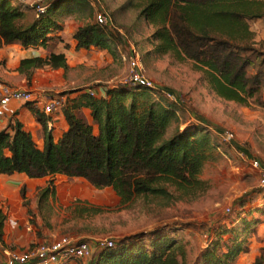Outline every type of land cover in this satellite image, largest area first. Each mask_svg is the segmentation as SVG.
<instances>
[{
	"label": "trees",
	"instance_id": "16d2710c",
	"mask_svg": "<svg viewBox=\"0 0 264 264\" xmlns=\"http://www.w3.org/2000/svg\"><path fill=\"white\" fill-rule=\"evenodd\" d=\"M33 7L0 0V47L19 43L24 48H49L62 41L60 19L73 16L86 20L72 33L76 49L94 47L113 58L119 55L124 35L114 24L93 20L94 8L87 0H49L29 25H20L25 9ZM122 8L134 10L136 19L153 28L150 39L156 43V53L193 61L218 97L245 106L256 99L264 77L260 69L248 73L255 64L249 21L264 17V0H126ZM45 67L69 69L64 53L50 52L21 59L17 70L30 85L34 71ZM73 93L62 108L67 128L56 139L48 126L52 116L25 102L41 126L42 145L20 121L10 118L0 130V175L48 177L36 192L37 201L44 204L55 194V175L81 178L98 190L110 188L121 204L143 199L169 205L195 200L208 190L201 173L217 145L205 126L193 121L169 134L178 112L175 103L160 94L154 99V92L146 87L126 84L104 86L100 96L82 89ZM84 109L90 111L91 122ZM238 203L241 209L247 205L244 198ZM237 218L240 223L210 227L206 245L193 264H236L249 250V237L256 234L259 223L248 215ZM6 219L0 208V242ZM44 226L50 228V222L46 220ZM178 229L170 223L122 237L94 252L88 264H187ZM263 259L256 258L253 264Z\"/></svg>",
	"mask_w": 264,
	"mask_h": 264
},
{
	"label": "rangeland",
	"instance_id": "374dc122",
	"mask_svg": "<svg viewBox=\"0 0 264 264\" xmlns=\"http://www.w3.org/2000/svg\"><path fill=\"white\" fill-rule=\"evenodd\" d=\"M48 1L15 0L21 6H34L25 9L19 24L29 25L32 14L37 13V8L43 7ZM99 1L100 8L112 15L114 26L125 37L118 45L119 55L113 58L105 50L94 47L76 49L66 57L69 69L59 71L64 81L61 90L38 93H61L69 97L74 90L82 89L99 96L104 86L124 84L128 67L121 55L127 54V42H131L142 56L145 75L158 88L174 93L178 99L177 117L171 124L169 134L183 123L193 121L205 126L214 138L217 147L213 151V159L205 164L201 173V178L209 183V188L192 201L178 200L161 205L156 200L137 199L130 204H121L110 188L98 190L81 178L55 175V194L49 196L44 204L37 201L34 191L45 186V179L28 184L21 175H0V208L6 214V222H10V226L21 222L24 230L15 233L11 229L4 230L0 247L16 250L12 246L17 245L20 248L17 251H25L61 236L85 240L94 245L98 239L107 238L114 242L125 236L149 232L158 225L169 226L174 223L179 228L176 235L185 245L186 262L193 264L206 245L211 226L217 223L229 226L231 221L240 223L237 217L248 215L259 223L256 234L249 237V250L238 257L236 264H253L256 258H264V252H261L264 247V188L260 186L257 174L249 164L237 155L238 151H243L248 158L264 162V83L256 99L249 100L246 106L222 99L210 89L204 73L196 69L193 61L155 52L156 43L150 39L153 28L136 19L134 10L122 8L126 0ZM67 17L60 20L64 21ZM79 20L82 24L86 22L85 19ZM249 27L253 32V52L250 56L255 64L248 69V73L260 69L264 77V17L250 20ZM56 45L55 42L51 46ZM152 97L158 99L160 95L152 94ZM31 104L35 107L33 102ZM9 121L10 118L7 124ZM225 132H232L231 143L218 136ZM40 136L41 133L36 134L35 140L38 141ZM23 188L25 199L21 196ZM242 198L247 205L241 209L238 202ZM45 219L50 221V228L44 226ZM0 256L1 259L4 257L3 254ZM90 259L70 260L62 264H88ZM263 262L264 259L260 264Z\"/></svg>",
	"mask_w": 264,
	"mask_h": 264
},
{
	"label": "built area",
	"instance_id": "2783aa9c",
	"mask_svg": "<svg viewBox=\"0 0 264 264\" xmlns=\"http://www.w3.org/2000/svg\"><path fill=\"white\" fill-rule=\"evenodd\" d=\"M94 8V20L101 25L113 26L111 17L104 9L100 8L98 0H87ZM44 11V7H38L37 13ZM36 13V14H37ZM128 44V52L121 55L122 60L127 63L128 77L124 84L133 86H142L150 89L155 94H160L170 102L178 104L176 95L170 91L158 88L143 71L142 56L136 47ZM93 94V92L91 91ZM66 97L62 94H33L25 88L12 87L9 84L0 81V119L5 116V106L10 102H33L35 107H40L41 111L51 116L54 111L59 110L64 105ZM48 122V126H49ZM50 127V126H49ZM218 135V134H217ZM223 141L231 143L233 139L232 132H225L218 135ZM237 155L246 161L250 168L257 174L259 184L264 188V162L257 158H248L243 151H238ZM229 211V208H226ZM111 239H98L94 245L87 241L73 240L68 236H61L50 242L39 243L25 251L9 250L3 248V259L1 264H62L70 260H81L90 258L95 251L105 246H112ZM95 248V250L93 249Z\"/></svg>",
	"mask_w": 264,
	"mask_h": 264
},
{
	"label": "crops",
	"instance_id": "0c3cea01",
	"mask_svg": "<svg viewBox=\"0 0 264 264\" xmlns=\"http://www.w3.org/2000/svg\"><path fill=\"white\" fill-rule=\"evenodd\" d=\"M36 16H37L36 13L32 14L31 18H29V21L31 22ZM25 17L28 18L27 15H25ZM63 23H64L63 30L59 33L60 36L62 37V41L57 43V45L54 47L51 46L45 49L44 48H24L19 43L3 44L0 47V81L9 84L12 87L28 89L29 91H32L33 94H37L38 91L44 92V91H49L53 89H56L57 91L61 90L60 87L64 86V81L59 75L60 73L59 71L61 68L51 69V68L45 67V68L36 69L33 73L32 84L29 87H27L26 85L25 77L18 72L17 68L19 66L20 60L23 58H30L33 56H45L49 54L50 52L64 53L65 56L68 57L72 53H74L76 51V48H75L76 44H75L74 39L71 37V35L76 30V28L82 24V21H80L79 19L75 17L69 16L66 19H64ZM73 24L74 26H72ZM68 42H69V47L66 48L65 45ZM57 88H60V89H57ZM101 93L100 95H102ZM74 95H75L74 93L70 94L71 97ZM24 104H25L24 102L13 101V102H10L7 106H5V116L2 119H0V130L3 129L7 125L8 118L14 117L16 120L20 121L23 124L24 128L32 134L34 139H35L34 136L36 134L41 133V136L39 137L37 143L39 145H42L43 134H42L41 126L35 120V117L32 114V112L29 111L24 106ZM36 108L41 110L40 107H36ZM62 108L54 111L53 114L51 115L52 119L49 123V126L52 128V135L54 139L58 138L61 135V133L67 128V123L62 113ZM83 112H84L85 119L88 122H91L92 119L90 116V111L88 109H84ZM15 174L21 175L23 177V181L28 184H30L32 181H38L41 179L42 180L45 179V181L47 182V180L49 179L48 177L30 179L23 173H15ZM38 189H35L34 192L36 193ZM55 190H56V187H55ZM24 225L26 227V224ZM22 228H23V223L21 222L19 224L15 223L10 226V222L7 221L5 223L4 230L10 231L11 229L15 233L16 231H19V232L24 231ZM12 247H15L16 250H20V248L17 245L15 246L13 245ZM20 247H22V245ZM1 249L3 248L0 247V252H1ZM0 254H2V252ZM0 259H1V256H0Z\"/></svg>",
	"mask_w": 264,
	"mask_h": 264
}]
</instances>
